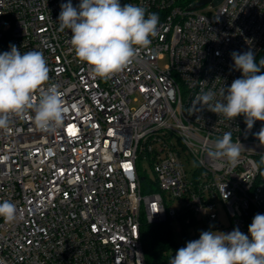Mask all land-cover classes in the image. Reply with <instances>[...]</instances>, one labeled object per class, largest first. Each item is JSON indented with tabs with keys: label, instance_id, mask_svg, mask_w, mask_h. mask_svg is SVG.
Instances as JSON below:
<instances>
[{
	"label": "built area",
	"instance_id": "built-area-1",
	"mask_svg": "<svg viewBox=\"0 0 264 264\" xmlns=\"http://www.w3.org/2000/svg\"><path fill=\"white\" fill-rule=\"evenodd\" d=\"M68 2L0 0V54L12 45L42 52L50 70L43 87L57 86L69 108L52 130L37 129L31 110L0 129V202L17 208L13 222L0 218V264H147L142 218L203 221L251 238L249 225L264 214V166L255 167L264 121L248 129L243 115L229 119L193 101L208 91L222 99L220 89L242 77L232 52L257 58L264 0L195 10L184 0H120L160 22L150 46L108 79L76 57L71 29L59 30ZM70 2L79 11L81 0ZM225 132L243 148L234 167L205 150ZM186 157L196 162L192 173Z\"/></svg>",
	"mask_w": 264,
	"mask_h": 264
},
{
	"label": "clouds",
	"instance_id": "clouds-1",
	"mask_svg": "<svg viewBox=\"0 0 264 264\" xmlns=\"http://www.w3.org/2000/svg\"><path fill=\"white\" fill-rule=\"evenodd\" d=\"M59 30L71 29L70 44L76 57L86 63L93 74L108 79L133 62L137 51L147 48L158 35L159 16L146 7L120 0H81L79 11L72 3L60 5ZM147 13V17H146ZM242 77L227 89L208 91L197 96L193 105L206 107L215 114L233 119L243 115L248 129L255 121H264V59L257 63L251 50L231 53ZM49 67L42 52L21 53L16 46L0 54V129H7L10 118L29 110L34 112V126L48 131L63 125L69 108L63 93L55 85L43 86L49 80ZM39 92V96L35 93ZM214 101V103H213ZM264 141V127L257 134ZM214 150L205 145L212 161L226 160L233 167L239 162L240 143L232 142V133L225 132L213 142ZM264 166V157L255 166ZM16 205L0 202V218L11 223L16 219ZM249 235L238 228L230 233L203 231L199 239L187 242L176 251L170 264H264V214H256L249 225Z\"/></svg>",
	"mask_w": 264,
	"mask_h": 264
},
{
	"label": "trees",
	"instance_id": "trees-1",
	"mask_svg": "<svg viewBox=\"0 0 264 264\" xmlns=\"http://www.w3.org/2000/svg\"><path fill=\"white\" fill-rule=\"evenodd\" d=\"M198 0H184L186 5H193ZM264 59V47L256 60ZM264 71V69H262ZM145 191H149L145 189ZM141 237L147 264H167L170 251L175 249V243L169 220L150 223L142 218Z\"/></svg>",
	"mask_w": 264,
	"mask_h": 264
},
{
	"label": "rangeland",
	"instance_id": "rangeland-1",
	"mask_svg": "<svg viewBox=\"0 0 264 264\" xmlns=\"http://www.w3.org/2000/svg\"><path fill=\"white\" fill-rule=\"evenodd\" d=\"M168 61V57L161 61L163 66ZM184 166L189 173H192L196 168V162L192 157H186L183 159ZM148 172L152 174L149 168ZM191 175V174H190ZM171 230L175 243V250L185 247L187 242L197 240L203 231L223 232L225 233V227H219L214 229L213 225L204 223L203 221H196L191 224H185L180 219H175L171 223ZM175 255H171L170 257Z\"/></svg>",
	"mask_w": 264,
	"mask_h": 264
},
{
	"label": "water",
	"instance_id": "water-1",
	"mask_svg": "<svg viewBox=\"0 0 264 264\" xmlns=\"http://www.w3.org/2000/svg\"><path fill=\"white\" fill-rule=\"evenodd\" d=\"M212 0H198L197 2H195L191 7L190 9L191 10H195V9H198L200 7H203L204 5L210 3Z\"/></svg>",
	"mask_w": 264,
	"mask_h": 264
},
{
	"label": "snow or ice",
	"instance_id": "snow-or-ice-1",
	"mask_svg": "<svg viewBox=\"0 0 264 264\" xmlns=\"http://www.w3.org/2000/svg\"><path fill=\"white\" fill-rule=\"evenodd\" d=\"M73 107H75V105H73ZM74 127H75V126H71V127H69L68 132H69L70 134H74ZM125 167L127 168V167H129V166H128V165H125ZM153 207H155V205H153Z\"/></svg>",
	"mask_w": 264,
	"mask_h": 264
}]
</instances>
